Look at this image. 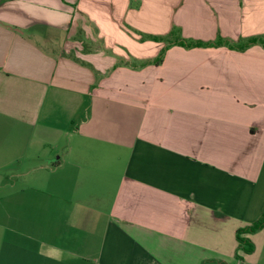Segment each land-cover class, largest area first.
I'll return each instance as SVG.
<instances>
[{
    "label": "crops",
    "instance_id": "0c3cea01",
    "mask_svg": "<svg viewBox=\"0 0 264 264\" xmlns=\"http://www.w3.org/2000/svg\"><path fill=\"white\" fill-rule=\"evenodd\" d=\"M147 2L0 0V264H264V47L167 41L264 36V0Z\"/></svg>",
    "mask_w": 264,
    "mask_h": 264
},
{
    "label": "trees",
    "instance_id": "16d2710c",
    "mask_svg": "<svg viewBox=\"0 0 264 264\" xmlns=\"http://www.w3.org/2000/svg\"><path fill=\"white\" fill-rule=\"evenodd\" d=\"M129 28V27H128ZM131 30V28H129ZM170 35H174L173 31L170 33ZM144 38V37H143ZM145 38L151 39L153 41H162L165 38L160 37V36H146ZM179 45H182L187 48H196V47H208V46H216L225 43L229 48L235 49L239 48L240 50H245L248 48L250 45H255V44H261L264 47V36H256V37H251L247 39V42L242 44L241 40L237 43L231 42L229 40H223L221 37H218L216 41L212 42H204L200 40H188V39H181L180 41L176 42ZM164 55H165V49H162L160 52V55L158 58L155 60H148L143 63V65H149V64H159L164 60ZM264 228V212L262 217L257 220L254 224H252L249 227L239 229L237 231V240H238V247L240 250H242L244 253H251L253 252V244L249 240V238L244 237V234H253L256 233L257 231L261 230Z\"/></svg>",
    "mask_w": 264,
    "mask_h": 264
},
{
    "label": "rangeland",
    "instance_id": "374dc122",
    "mask_svg": "<svg viewBox=\"0 0 264 264\" xmlns=\"http://www.w3.org/2000/svg\"><path fill=\"white\" fill-rule=\"evenodd\" d=\"M171 10H172V0H148L145 13L146 15H149L151 19V21L149 22V28L151 29L152 34L153 32L162 33L164 31L165 25L168 23V19L171 15L170 14ZM128 27L129 26H127L126 28L129 29L130 27L129 28ZM175 35H177L181 39H184L180 35V30H176L174 36ZM171 36L172 35L170 34L168 35L167 41L171 40ZM77 38L79 39L81 37L77 36ZM146 40H150V43L145 47L144 51L149 54H153V52L155 51V47H156L155 42L163 43V44L165 43L164 40L162 41H153L151 39H146ZM88 46L89 45H86L84 46V48L87 50L88 48H90V46L89 47Z\"/></svg>",
    "mask_w": 264,
    "mask_h": 264
},
{
    "label": "clouds",
    "instance_id": "9594fccd",
    "mask_svg": "<svg viewBox=\"0 0 264 264\" xmlns=\"http://www.w3.org/2000/svg\"><path fill=\"white\" fill-rule=\"evenodd\" d=\"M37 254L54 261V264H63V261L72 255L57 244L43 239L38 241Z\"/></svg>",
    "mask_w": 264,
    "mask_h": 264
}]
</instances>
